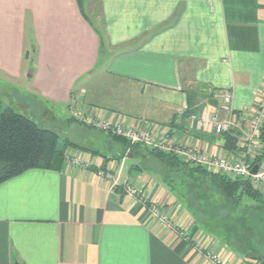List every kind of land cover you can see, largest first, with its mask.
Returning a JSON list of instances; mask_svg holds the SVG:
<instances>
[{
  "label": "crops",
  "instance_id": "obj_1",
  "mask_svg": "<svg viewBox=\"0 0 264 264\" xmlns=\"http://www.w3.org/2000/svg\"><path fill=\"white\" fill-rule=\"evenodd\" d=\"M0 76L78 119L236 160L243 139L232 148L192 132L186 112L217 109L223 90L235 114L255 112L264 0H0ZM78 150L88 167L65 161L0 185V264H212L193 245L201 231L182 201L151 173ZM153 203L190 236L156 220ZM198 239L227 264H258Z\"/></svg>",
  "mask_w": 264,
  "mask_h": 264
},
{
  "label": "trees",
  "instance_id": "obj_2",
  "mask_svg": "<svg viewBox=\"0 0 264 264\" xmlns=\"http://www.w3.org/2000/svg\"><path fill=\"white\" fill-rule=\"evenodd\" d=\"M192 113L193 111H187V117H190ZM68 121L86 126L84 122H80L74 117H71ZM85 128L93 129L92 126H86ZM260 131V139L264 144V123ZM107 138L110 139V146L108 147L118 150L117 154L112 157L100 154L99 151L81 147L69 140H65L63 144H60L57 133L39 126L27 115L17 112L12 107L0 109V185L31 169L60 170L67 160L68 149L73 147L90 151L94 155H101L108 161L113 158L118 160L128 159L132 155L134 161L132 168L148 173L156 171L146 166V159L154 162L153 165L158 163L160 166V175H157L159 182L165 185L172 194H175L174 196L180 199L182 203L186 204L190 215L195 214L197 216L192 203L188 201V198L182 192L185 186L199 192V195L196 194L197 198H195L205 208H208V204H210V200L214 195H222L230 199L235 208L249 204L264 206L263 193L255 187L254 180L251 177L227 176L203 167L194 161L182 159L173 153L149 148L141 143L132 144L127 138L111 132L108 133ZM225 138L227 146L233 148L236 141L234 134H226ZM262 162H264V150L255 158L254 164H262ZM212 207L215 208L216 206L213 205ZM197 222H201H194L197 230L202 225L208 233L210 232L209 228L202 224L203 221ZM217 238L231 248L220 237ZM236 252L246 259L255 261L253 257L249 256V252L247 254ZM261 260L264 263V259Z\"/></svg>",
  "mask_w": 264,
  "mask_h": 264
},
{
  "label": "rangeland",
  "instance_id": "obj_3",
  "mask_svg": "<svg viewBox=\"0 0 264 264\" xmlns=\"http://www.w3.org/2000/svg\"><path fill=\"white\" fill-rule=\"evenodd\" d=\"M7 81L8 80H4V78L0 76L1 110L6 107H12L17 112L27 115L39 126L57 133L60 138V144H63L65 140H69L89 150L95 149V151H99L105 156L112 157L117 154V149L108 147L110 146V139L107 138L109 132L93 125L86 124V126L93 127V129H86L80 124L69 122V117H74L80 122H82V120L78 119L75 115H70L66 108L63 109L62 106H53L43 102L33 94H30L27 91L28 86L24 80L12 81L10 82L11 84ZM70 113H72L71 108ZM187 127L190 130L189 122H187ZM71 150H74L75 152H72ZM76 151L80 152L78 149L70 147L66 155V159L68 155H70L69 158L71 159L76 156L81 157L80 153H77ZM71 159L68 160L71 161ZM127 163V168H129L134 164V161L133 159H127ZM153 164L154 162H150L149 159H146V166L156 171L152 172L153 174L151 173V175L159 182L157 175H160V166L158 163H156L157 166L156 164ZM257 186L255 187L259 190L263 189L262 186ZM182 192H184L185 197L188 198V201L192 203L194 210H196L194 212L197 216H195V214L190 215L193 219L192 221L195 223H201L197 221H203L202 224L206 225L210 231L209 234L206 229L200 225L199 231L201 232L196 236L197 239L202 235L210 236L212 239L220 237L228 243L235 252L238 251L245 254L249 252L250 257H253V259H255V261L259 264H263L261 260L264 259L263 205L249 204L247 206L242 205L240 208H235L230 199H227L222 195H214L210 200V204H208V208H205V206L199 203L196 199V194L199 193L197 190L185 186L182 189ZM213 205L216 207L213 208ZM183 207L187 209L185 203H183ZM155 218L160 223H165L160 220V218Z\"/></svg>",
  "mask_w": 264,
  "mask_h": 264
},
{
  "label": "built area",
  "instance_id": "obj_4",
  "mask_svg": "<svg viewBox=\"0 0 264 264\" xmlns=\"http://www.w3.org/2000/svg\"><path fill=\"white\" fill-rule=\"evenodd\" d=\"M213 94V93H212ZM220 98V105L217 109H210L205 107L195 113H192L188 118L190 123V130L198 132H214L218 136H225L226 134H234L238 140H242L246 147L241 153V157L236 160H231L222 156H213L205 153L203 150H194L189 147H184L176 144H167L162 140H159L155 135L148 132H138L131 128H124L121 126H110L105 123H96L93 120L81 117L82 122L85 124L99 127L106 132L122 136L130 140L132 144L141 143L149 148H156L168 153H173L182 159L194 161L203 167L220 172L224 175L231 177H251L254 180L255 186H262V193H264V162L259 165V171L256 175L251 173L252 168L255 166V158L264 150V144L260 139L261 126L264 123V84L261 88L259 100L253 114L239 113L235 114L234 108L232 107V93L229 90H223L216 94ZM228 114L227 117H222L221 114ZM249 114V116H248ZM247 115V125L243 128L238 125V118ZM70 155L67 157V161ZM124 161V160H123ZM73 165L88 167V164L84 163L81 157H73L70 161ZM100 173L99 175H103ZM110 175V174H109ZM108 175V176H109ZM111 176V175H110ZM127 193L142 196V191L134 190L130 187L127 188ZM151 214L158 219L165 222L169 228L176 232H181V235L188 237L186 230L178 225L168 215L162 213L160 207L153 203L151 205ZM169 217V218H168ZM191 241V239H189ZM205 240L196 239L193 242L195 248L204 253V256L212 264H227L221 255V252H215L209 249L208 246L204 245ZM259 264V263H258Z\"/></svg>",
  "mask_w": 264,
  "mask_h": 264
},
{
  "label": "water",
  "instance_id": "obj_5",
  "mask_svg": "<svg viewBox=\"0 0 264 264\" xmlns=\"http://www.w3.org/2000/svg\"><path fill=\"white\" fill-rule=\"evenodd\" d=\"M128 158H129V159H132L133 157H132V155H130ZM258 171H259V165H255V166L252 168L251 173H252L253 175H256V174L258 173Z\"/></svg>",
  "mask_w": 264,
  "mask_h": 264
}]
</instances>
